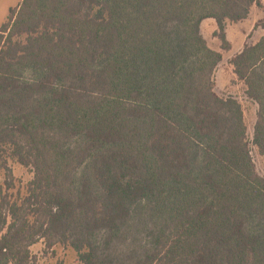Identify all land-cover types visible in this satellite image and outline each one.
<instances>
[{
  "label": "trees",
  "instance_id": "1",
  "mask_svg": "<svg viewBox=\"0 0 264 264\" xmlns=\"http://www.w3.org/2000/svg\"><path fill=\"white\" fill-rule=\"evenodd\" d=\"M259 0H22L0 27V264H264V178L201 33ZM264 30V23L262 25ZM258 106L264 36L230 60ZM12 164L32 171L15 190Z\"/></svg>",
  "mask_w": 264,
  "mask_h": 264
},
{
  "label": "rangeland",
  "instance_id": "2",
  "mask_svg": "<svg viewBox=\"0 0 264 264\" xmlns=\"http://www.w3.org/2000/svg\"><path fill=\"white\" fill-rule=\"evenodd\" d=\"M260 4L251 8L246 20L239 23L228 22L226 25V37L230 43V48H222L221 41L217 36V25L213 20H206L201 26V33L208 46L222 55V61L214 74L215 92L221 98H235L240 102L247 126L248 141L256 172L264 178V156L253 145L254 125L257 120L258 106L250 101L245 94V87L233 73L230 60L239 54L245 45L256 43L262 36L264 30V0H259ZM22 0H0V27L11 17L14 11L21 4ZM13 176L15 179V190L20 189L29 182L32 171L17 164H12ZM4 177H0V190L3 187ZM31 256L34 264H79L76 254L61 246L47 248L43 241L34 245L31 249Z\"/></svg>",
  "mask_w": 264,
  "mask_h": 264
}]
</instances>
